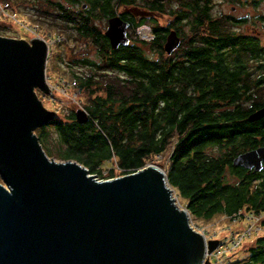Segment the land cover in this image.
Masks as SVG:
<instances>
[{
    "label": "trees",
    "instance_id": "1",
    "mask_svg": "<svg viewBox=\"0 0 264 264\" xmlns=\"http://www.w3.org/2000/svg\"><path fill=\"white\" fill-rule=\"evenodd\" d=\"M26 1L41 20L97 49V59L83 52L70 59L71 67L82 68L73 69V85L87 93L88 120L80 121L71 109L35 130L50 156L77 160L99 178H112L115 167L103 173L109 160L124 175L170 150L168 182L195 218L232 216L245 206L264 209V199L257 198L264 197V184L232 165L239 153L264 142V118L248 120L264 106V90L255 96L248 68L239 62L245 55L252 59L250 46L236 51L235 62L221 51L234 46L235 38L217 22L209 27L217 36L207 34L212 0ZM129 8L167 14L168 25ZM119 14L129 20V43L114 48L98 23ZM144 24L151 28L149 40L136 32ZM6 27L0 24V30ZM171 31L181 42L169 54ZM263 247L261 237L248 251L256 255Z\"/></svg>",
    "mask_w": 264,
    "mask_h": 264
},
{
    "label": "water",
    "instance_id": "2",
    "mask_svg": "<svg viewBox=\"0 0 264 264\" xmlns=\"http://www.w3.org/2000/svg\"><path fill=\"white\" fill-rule=\"evenodd\" d=\"M129 22L109 19L112 46L128 44ZM180 38L171 31L165 50ZM45 39L0 34V264H211L218 245L190 222L167 173L156 164L100 179L77 160H57L35 130L56 117L39 98L50 93ZM80 121L86 110H77ZM264 117V106L248 116ZM83 119V120H82ZM264 147L233 166L262 169Z\"/></svg>",
    "mask_w": 264,
    "mask_h": 264
},
{
    "label": "rangeland",
    "instance_id": "3",
    "mask_svg": "<svg viewBox=\"0 0 264 264\" xmlns=\"http://www.w3.org/2000/svg\"><path fill=\"white\" fill-rule=\"evenodd\" d=\"M231 1V3L225 4V10L231 11L230 6L232 5L240 8V12H237L236 15L246 16L247 26H252L256 30L261 31L264 44V0H256L257 2L254 0ZM3 2L2 4L0 3V24L7 27L5 30H0L1 35L20 37L27 40L40 37L48 43L49 56L47 59L46 74L51 92L45 93L37 89L39 98L43 101L45 107L55 111L56 118H65L71 109H84V103L87 101V93L77 92V89L73 85L72 76L73 69L80 72L82 68L71 67L70 59L74 55L81 56L82 53L80 52H83L93 59H97L96 47L83 42L77 43L75 40L68 38L66 33L59 31L57 27L48 24L46 19H43L46 22L41 20L29 7V3L26 0H5ZM121 11L122 8L119 9V13ZM152 16L158 24L162 26L168 25L169 16L167 14L154 13ZM98 24L102 27V30H106L108 26L106 21H99ZM136 32L139 37L147 40L152 37L151 28L148 24L139 26ZM147 51H149V54L152 53L149 48H147ZM169 154L170 150L162 156H157L150 163H158V166L166 171L169 163ZM51 157L57 160H63L56 156ZM102 167L104 168V175L108 173V168L115 167V177L121 176L120 170L116 169L115 160L105 162ZM174 196L179 206L187 209L185 201L178 195L175 189ZM189 218L191 224L206 235L207 240L217 239L219 241L217 247L212 251L215 255L211 256V253H208L211 264H236L238 261L244 259L249 253L248 248L256 241L260 234L259 232L254 233V231L261 229V227H257L259 220L253 226L254 221L248 222L249 220H244V218L234 221V219L228 218L226 215H217L213 219L206 221L197 219L189 213ZM252 226L253 231L245 235L244 231ZM239 237L243 238L241 242Z\"/></svg>",
    "mask_w": 264,
    "mask_h": 264
},
{
    "label": "flooded vegetation",
    "instance_id": "4",
    "mask_svg": "<svg viewBox=\"0 0 264 264\" xmlns=\"http://www.w3.org/2000/svg\"><path fill=\"white\" fill-rule=\"evenodd\" d=\"M235 1L238 2V0H235ZM254 1L257 2L256 0ZM231 2H232L231 0H212L211 15L207 21V25H208L207 34L210 37L215 38L217 36V33H214L211 29H209V27H211V25L214 24L215 22H217L218 25H222L225 33L233 36L236 42H234L235 44L234 46L232 44L225 45V47L221 51L223 52L224 57L230 56L231 58L235 59V62H236V56H237L236 51L237 50L243 49L241 47H245V48L247 46L251 47V49L253 50L252 59L248 61V55H245V61L244 62L239 61V62H240L241 68L243 66V68H245V71L248 68V72L250 73L252 83L254 84L251 89L254 93L256 92L255 93V96H256L259 89H260L259 92H262V93L264 90L263 89L264 88V44L262 41L263 34L261 33V31L256 30V28L252 26H247L246 16L236 15L237 12H240L239 10L240 8H238L236 5L230 6L231 11H226L225 4H229ZM129 10L137 17L143 16V17H148V18H154L152 14L158 13V12L151 11V10L140 11L138 8H129ZM110 18L106 20V23L108 24L106 30L109 27ZM127 21L129 22V20ZM129 26H130V23H129ZM204 29H205V26L202 25L200 30L204 32ZM106 30H103V31H106ZM180 42H181V39H180ZM213 54L215 53L213 52ZM261 147L262 148L264 147V142L258 143L256 144V146L251 147L241 153L256 150ZM232 165H233V162H232ZM233 167H236V168L240 167L246 172L247 175L254 177L253 183H263L264 184V158L262 161V169H259V170L255 169V166H252V167L233 166ZM259 191L264 192V186H262L259 189ZM257 198L262 199V200L264 199L262 195H260ZM242 210L245 213L246 212L261 213L262 216L259 219V226H258V227H261V229L255 230L254 233H257V232L260 233L257 239L261 237L264 238V209L255 211L245 206L242 208ZM236 264H264V247L261 248L256 255H253V253L249 251L248 255L241 261H238Z\"/></svg>",
    "mask_w": 264,
    "mask_h": 264
},
{
    "label": "built area",
    "instance_id": "5",
    "mask_svg": "<svg viewBox=\"0 0 264 264\" xmlns=\"http://www.w3.org/2000/svg\"><path fill=\"white\" fill-rule=\"evenodd\" d=\"M261 213H253V212H244L243 210H240L239 212H237V213H235V214H233L232 216H227L228 218H232V219H234V221L235 220H238V219H241V218H244V220H249L248 222H250V221H254V224H253V226L255 225V223H256V221H258L260 218H261ZM253 226L251 227V228H247V230H245L244 231V234L246 235L247 233L248 234H250L252 231H253ZM258 226H259V224H258ZM257 226V227H258ZM257 230V229H256ZM204 234V233H203ZM205 235V234H204ZM206 236V235H205ZM233 237H234V235H233ZM240 238V242L242 241V237H239ZM236 244V243H235ZM208 256H209V254H207ZM206 255V256H207ZM211 256H214L215 254L213 253V252H211V254H210ZM207 256V258L209 259L210 258V256L208 257ZM210 260V259H209Z\"/></svg>",
    "mask_w": 264,
    "mask_h": 264
}]
</instances>
